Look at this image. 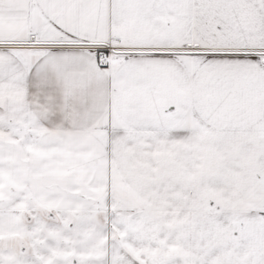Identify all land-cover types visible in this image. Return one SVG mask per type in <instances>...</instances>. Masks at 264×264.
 Wrapping results in <instances>:
<instances>
[{
  "label": "snow or ice",
  "instance_id": "snow-or-ice-1",
  "mask_svg": "<svg viewBox=\"0 0 264 264\" xmlns=\"http://www.w3.org/2000/svg\"><path fill=\"white\" fill-rule=\"evenodd\" d=\"M0 264H264V0H0Z\"/></svg>",
  "mask_w": 264,
  "mask_h": 264
}]
</instances>
